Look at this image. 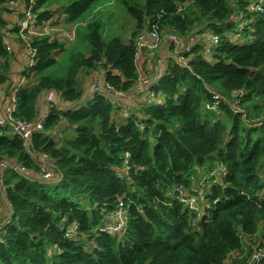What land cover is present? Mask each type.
<instances>
[{
  "label": "trees",
  "instance_id": "trees-1",
  "mask_svg": "<svg viewBox=\"0 0 264 264\" xmlns=\"http://www.w3.org/2000/svg\"><path fill=\"white\" fill-rule=\"evenodd\" d=\"M12 1L0 0V86L7 83L13 59L2 34L13 22L3 13ZM109 1L34 0L33 13L47 22L60 10L68 24H76ZM115 1L135 23L128 42L105 40V23L97 18L78 27L73 47L47 37L32 41L37 62L28 75H36L37 81L18 91L15 117L33 121L49 91L68 110L51 108L43 131L30 141L32 151L47 154L55 180L46 183L11 169L2 175L0 215L5 208L11 222L0 235V264H227L231 253L243 252L242 236L264 224V131L255 126L264 121V1L254 0L261 12L248 0ZM241 15L247 21L243 27L236 23ZM206 25L214 28L219 44L211 55L197 46L185 57L184 67L169 61L153 86L160 103L141 106L134 101L130 116L119 121L118 109L94 94L79 110L69 111L83 93L82 71H100L119 92L134 90L138 34L156 29L161 37L172 33L184 38ZM239 26L247 44L237 45L227 36L240 32ZM60 53L61 72L53 70ZM214 96L219 103L208 110L205 105ZM126 155L129 173L119 178L116 172ZM5 160L34 168L15 136L0 135V162ZM219 165L227 177L222 185L209 187V206L202 208L200 220L178 201L164 198L171 187L198 186L202 171ZM120 199L128 207L124 234L98 232L102 218L111 216ZM73 224L78 230L68 239ZM258 242L264 248V236Z\"/></svg>",
  "mask_w": 264,
  "mask_h": 264
},
{
  "label": "built area",
  "instance_id": "built-area-1",
  "mask_svg": "<svg viewBox=\"0 0 264 264\" xmlns=\"http://www.w3.org/2000/svg\"><path fill=\"white\" fill-rule=\"evenodd\" d=\"M33 1L29 0V4L23 3V0H15L6 4L3 9V13H6L11 19L12 23L8 24V27L2 32L4 36V46L7 52L14 56L15 60L19 59L20 75L21 80L16 87H13V83L10 79L3 86H0V135L15 136L21 140L24 153L29 156L32 161L34 168H26L17 160H5L0 162V191L3 193L5 191V186L3 185L2 175L6 169H11L19 175L37 180H51L52 166L51 162L46 153H36L30 148V141L34 134L43 131V126L45 120L50 114L51 108H56L60 113H66L68 109L63 108V99L54 91H49L45 93L39 102V109L37 117L33 121L21 120L15 117L17 111V93L20 89L27 87L24 86L27 82L29 70L32 69L37 62V51L32 46V41L35 39H40L47 37L52 40H57L59 42V37H64L63 39H68L75 36L78 27L85 26L87 21L78 22L76 24H68L65 20H57L56 18L51 21H39L37 15L33 13ZM240 0H234V2H239ZM255 10L261 12L262 6L258 3L256 4ZM8 13H7V12ZM95 12L92 13V17ZM165 44L169 47L170 53L164 55L158 61V67L161 72L153 79L145 78L144 76H139L138 69V80L134 90L130 93H122L115 90L112 86L106 83L103 77L97 75L94 79L89 82L86 89H83L82 96L80 100L69 107V111L75 112L79 110L83 105H85L90 99H92L94 94H99L103 96L115 109H121L127 112L128 106L124 102L126 99H132L137 101L141 106L150 105L154 103V98L156 95L153 92V86L158 82V80L165 74L169 61L178 64L180 66H186V56H188L194 48L197 46H203L205 53L211 55L213 49L218 45V36L215 30L211 26H204L201 31L187 35L182 38L178 35L167 33L164 37H161L156 29L148 30L137 35L134 40L135 45V62L140 59L141 56L146 55L151 58L155 56L156 51H158L160 44ZM14 45L16 48L14 49ZM214 102L212 104H206L205 107L210 110H215L220 100L217 96H214ZM66 110V111H64ZM233 112L242 113L243 110L240 108H234ZM256 127H260L264 131V121L258 122ZM142 128V125H140ZM127 155L123 160V166L119 168L116 172L119 178H124L129 173V167L127 162ZM31 169L35 170L31 171ZM39 173V175L37 174ZM203 180L198 186L194 182L189 189L183 186H174L169 188L164 198L167 200L178 201L181 203L185 209L196 213L198 215V220L203 217V209L209 206L206 200L207 191L209 187L222 185L227 177V170L219 165L211 170L202 171ZM262 182H264V168L262 175ZM195 176L191 177L194 180ZM261 202H264V190L260 194ZM167 205L171 203L167 201ZM217 202V201H216ZM215 203V202H214ZM6 206L11 210L10 204L6 202ZM128 218V207L123 199L118 201V205L111 216L103 217L100 224L97 226V231L107 234L111 237L124 234L127 225ZM115 222H114V221ZM11 222L9 216L6 217L0 223V235L4 232V228ZM263 224V223H262ZM78 230V226L73 224L70 231H67L66 237L68 239L74 238V231ZM196 230H199L197 227ZM264 236V224L259 225L257 232L251 235H243V252L242 253H231L228 256L227 264H232L231 260H245L244 264H264V248L259 247L257 243L261 236ZM251 243H254L250 246ZM250 248L254 250L250 252ZM53 250H57V246H52Z\"/></svg>",
  "mask_w": 264,
  "mask_h": 264
},
{
  "label": "rangeland",
  "instance_id": "rangeland-1",
  "mask_svg": "<svg viewBox=\"0 0 264 264\" xmlns=\"http://www.w3.org/2000/svg\"><path fill=\"white\" fill-rule=\"evenodd\" d=\"M251 4H255L256 5V1L254 0H248ZM262 1V0H260ZM264 1V0H263ZM252 8L254 9L255 6L253 7V5H251ZM56 14H55V18L57 20H63V13L60 10H56ZM95 12V15L92 17V13ZM93 18L90 21L97 19H101L103 23H105V28H104V39L105 40H109L112 37H119L122 39L123 42H128L129 40H131L132 38V33L135 31V23L132 20V18L128 15V13L119 5V3L115 0H110L109 3H104V5L98 6L97 8H95L94 10H92L90 12V14L85 18V20L83 21H87L89 19ZM95 18V19H94ZM244 21V22H243ZM246 21V16L245 15H241L239 18H237L236 23L239 25H243L245 24ZM235 23V24H236ZM241 26H239L238 28L240 32H236L230 31L229 33H227L228 37H233V42L237 45H242V44H247L248 40L243 37L242 34V29ZM243 27V26H242ZM244 29V28H243ZM197 29H193L192 34L196 31ZM78 35V31L75 33V36L71 37L70 40L68 39H63L64 37L58 36L59 39V44L62 45L64 48H68V47H73L76 43H77V37ZM237 36H242L241 38H237ZM137 37V36H136ZM135 37V38H136ZM218 44H219V37H218ZM84 51V53H87V49L84 48L82 49ZM12 55H15V53H13ZM60 55L57 57L58 58V63L55 66L56 71H62L63 66H62V62L61 59L63 58V56ZM9 64H11V60L9 62ZM92 72H85L82 71L79 73L78 75V79L82 84L83 89H86L89 85V79H90V74L93 73ZM8 79H10L13 83V87H16L18 85V83L21 80V75L19 73V71L13 70L12 68L9 70V75H8ZM29 80L27 82H25L24 86H31L33 84L36 83L37 81V76L36 75H30V78H28ZM162 101V97L156 96L154 98V103H160ZM138 104V103H137ZM131 110H127V112L122 111L121 109H118L117 112V117L115 118L116 120H121L122 118L125 119L127 117L130 116ZM60 133V132H59ZM58 133V136L60 135ZM31 171H34L33 169H31ZM39 175V173H37ZM52 178H50L51 180H41L44 181L46 183H49L53 180H55V174L53 172H51ZM2 193V192H0ZM114 221V220H113ZM115 222V221H114Z\"/></svg>",
  "mask_w": 264,
  "mask_h": 264
},
{
  "label": "crops",
  "instance_id": "crops-1",
  "mask_svg": "<svg viewBox=\"0 0 264 264\" xmlns=\"http://www.w3.org/2000/svg\"><path fill=\"white\" fill-rule=\"evenodd\" d=\"M204 27L197 29L194 33L201 31ZM16 48V45H14V49ZM170 53L169 47L165 44H160V47L158 51H156L155 56L153 58L143 55L140 57V59L136 63V67L138 69L139 76H144L145 78H150L153 79L157 76L159 72H161V69L158 67V61L160 58H163L164 55H168ZM13 59L11 60V68L13 70L19 71L20 72V67H19V59L15 60L14 56H12ZM99 75L100 77H103L101 72L94 71L93 73L90 74V79L89 82L97 77ZM81 83V82H80ZM82 85V84H81ZM83 89V87L81 86ZM126 105L128 106L129 110L133 106V100L132 99H126L124 100ZM133 110V108H132ZM7 216H5V208L3 209V213L0 215V223L6 219Z\"/></svg>",
  "mask_w": 264,
  "mask_h": 264
},
{
  "label": "clouds",
  "instance_id": "clouds-1",
  "mask_svg": "<svg viewBox=\"0 0 264 264\" xmlns=\"http://www.w3.org/2000/svg\"><path fill=\"white\" fill-rule=\"evenodd\" d=\"M30 75H32V74H30ZM28 78H29V76H28Z\"/></svg>",
  "mask_w": 264,
  "mask_h": 264
}]
</instances>
